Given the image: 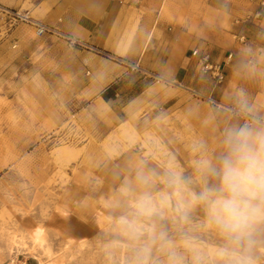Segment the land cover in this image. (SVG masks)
<instances>
[{"label":"rangeland","instance_id":"obj_1","mask_svg":"<svg viewBox=\"0 0 264 264\" xmlns=\"http://www.w3.org/2000/svg\"><path fill=\"white\" fill-rule=\"evenodd\" d=\"M246 2L251 9L234 24L245 27L249 38L235 35L230 42L243 37V45L250 39L262 43L264 8L255 19L260 9ZM32 8L33 0H0V264L16 258L27 264H129V242L118 223L123 209L113 203L130 164L158 141L187 167L192 139H212L205 120L213 101L227 104L244 89L264 105V57L256 49L237 66L218 65L221 83L201 71L185 87L157 83L137 64L113 60L126 68L127 94L145 79L157 89L151 100L126 107L115 120L107 109L94 110L95 98L71 99L40 74L36 60L20 55L14 30L25 26L37 37L2 10L28 12L37 20ZM37 228L45 230L53 259L31 244Z\"/></svg>","mask_w":264,"mask_h":264},{"label":"clouds","instance_id":"obj_2","mask_svg":"<svg viewBox=\"0 0 264 264\" xmlns=\"http://www.w3.org/2000/svg\"><path fill=\"white\" fill-rule=\"evenodd\" d=\"M205 125L187 167L152 141L127 169L113 207L129 264H264V105L237 89Z\"/></svg>","mask_w":264,"mask_h":264},{"label":"crops","instance_id":"obj_3","mask_svg":"<svg viewBox=\"0 0 264 264\" xmlns=\"http://www.w3.org/2000/svg\"><path fill=\"white\" fill-rule=\"evenodd\" d=\"M246 1L33 0L30 12L38 21L91 49L70 48L52 38L34 39L25 26L14 30L12 42L19 45L21 56L36 60L40 74L70 93L71 99L95 98L94 110L107 109L119 120L126 107L135 109L148 102L146 98L151 100L157 89L145 79L127 94L126 68L94 49L137 64L148 74L193 86L202 76L201 55H208L212 65L231 61L232 67L248 61L256 49L264 57V41L230 42L235 35L249 38L245 27L234 24L251 9ZM261 25L264 32V20ZM194 50L198 57L192 56Z\"/></svg>","mask_w":264,"mask_h":264},{"label":"built area","instance_id":"obj_4","mask_svg":"<svg viewBox=\"0 0 264 264\" xmlns=\"http://www.w3.org/2000/svg\"><path fill=\"white\" fill-rule=\"evenodd\" d=\"M251 4H255L257 5V7L260 10H257L254 15L253 18H259L262 14V9L264 8V0H248ZM3 12H5V16L11 21V23H24L27 24L28 26H30L33 29L34 35L37 38H53L56 40H61L63 41L68 47L70 48H74V47H80V48H85V49H91L89 46H87L86 44L82 43L81 41H79L78 39L62 32L61 30H59L58 28L49 26L47 24H44L38 20H35L34 18H32L28 12H13V11H7V10H2ZM243 37L240 38V41H243ZM94 51L99 54L102 55L106 58H109L111 60H115L118 61L119 59L106 53L103 52L101 50H95ZM192 56H199V53L197 50H194L192 52ZM231 58V55L228 56V59ZM199 63L201 64V71L203 73H210L212 79L217 83H221L224 79L223 73L222 71H220V66L218 65H212L209 62V56L208 55H201L199 56ZM153 78L156 80L157 83L162 82V83H167V84H174L173 82L169 81V80H163L160 77L154 76L152 75ZM8 264H27L26 261L25 262H20L18 261V259L16 258L15 260H10Z\"/></svg>","mask_w":264,"mask_h":264},{"label":"bare ground","instance_id":"obj_5","mask_svg":"<svg viewBox=\"0 0 264 264\" xmlns=\"http://www.w3.org/2000/svg\"><path fill=\"white\" fill-rule=\"evenodd\" d=\"M162 79L165 80L164 78ZM174 84L176 85V83ZM30 241L34 247H37L38 249L43 250L48 258L53 259V255H52L53 252L51 251L50 241L47 238V235L44 229L42 228L35 229L30 236Z\"/></svg>","mask_w":264,"mask_h":264}]
</instances>
